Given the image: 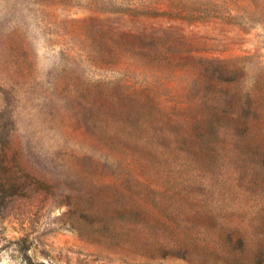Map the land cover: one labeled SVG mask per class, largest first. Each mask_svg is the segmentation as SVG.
Wrapping results in <instances>:
<instances>
[{
	"label": "rangeland",
	"instance_id": "1",
	"mask_svg": "<svg viewBox=\"0 0 264 264\" xmlns=\"http://www.w3.org/2000/svg\"><path fill=\"white\" fill-rule=\"evenodd\" d=\"M0 264H264V0H0Z\"/></svg>",
	"mask_w": 264,
	"mask_h": 264
}]
</instances>
